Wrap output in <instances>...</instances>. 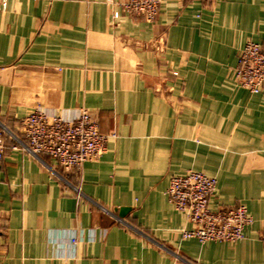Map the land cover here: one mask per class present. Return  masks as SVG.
<instances>
[{
    "label": "crops",
    "instance_id": "crops-1",
    "mask_svg": "<svg viewBox=\"0 0 264 264\" xmlns=\"http://www.w3.org/2000/svg\"><path fill=\"white\" fill-rule=\"evenodd\" d=\"M124 1L9 0L0 13V120L84 108L115 135L80 177L63 173L80 200L7 139L0 264H264V95L233 75L247 42L264 45V0H167L155 21L114 20ZM189 170L217 179L213 208L247 207L244 239L183 237L193 225L167 189Z\"/></svg>",
    "mask_w": 264,
    "mask_h": 264
},
{
    "label": "built area",
    "instance_id": "built-area-1",
    "mask_svg": "<svg viewBox=\"0 0 264 264\" xmlns=\"http://www.w3.org/2000/svg\"><path fill=\"white\" fill-rule=\"evenodd\" d=\"M8 2L9 0H0V13L7 9ZM166 2L167 0H126L119 3V8L113 11V19L119 20L125 13L141 16L152 22ZM233 75L240 87L252 94L264 95V45L247 42L239 53ZM114 136L103 134L87 109H80L72 119L62 114L48 115L36 110L21 118L16 129L0 120V165L5 158L6 141L10 139L13 148L30 154L60 176L80 200L84 196L81 181L79 185L71 184L63 173L74 172L80 177L83 164L98 161L107 151L109 138ZM216 190L217 179L203 172L189 170L170 178L167 195L175 208L193 225V229L184 231V238H195L201 243L213 241L231 244L244 239L245 231L253 225L254 218L243 204L213 208L211 201ZM114 216L118 222L125 223L122 218ZM262 240L264 242V232ZM77 241V237H74L71 244L74 246ZM176 256L177 264H199Z\"/></svg>",
    "mask_w": 264,
    "mask_h": 264
},
{
    "label": "water",
    "instance_id": "water-1",
    "mask_svg": "<svg viewBox=\"0 0 264 264\" xmlns=\"http://www.w3.org/2000/svg\"><path fill=\"white\" fill-rule=\"evenodd\" d=\"M128 209L126 208H123V209H119L118 210H114V213L118 214L120 217H124L125 216V212L127 211Z\"/></svg>",
    "mask_w": 264,
    "mask_h": 264
}]
</instances>
